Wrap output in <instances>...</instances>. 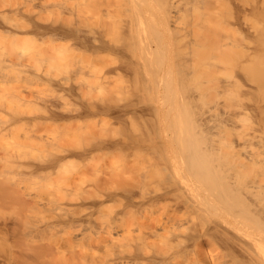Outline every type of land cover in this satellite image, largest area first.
<instances>
[{"label":"bare ground","instance_id":"bare-ground-1","mask_svg":"<svg viewBox=\"0 0 264 264\" xmlns=\"http://www.w3.org/2000/svg\"><path fill=\"white\" fill-rule=\"evenodd\" d=\"M14 1L15 0L13 1L12 0H0L2 7H4V9H0V24H2L1 32L3 34L4 39L6 38V40H9V42L11 41V43L12 41L16 40V42L19 43V41L21 40L11 39V38H13V36L18 34V31L22 32L21 29L23 28H25V30H28V33L31 32V34H33L34 36H42L47 33H52V35L55 38L61 39V42L62 40L67 41V42L70 41V43L67 45L66 48H63L61 46V54L68 52L71 55L73 50L74 51L77 50L78 52H76V54L77 53H79L80 55L88 54L89 57L93 58V61H95L94 59L97 58L96 61L98 62V65H100L99 63L103 64L102 62H104L103 61L104 59L105 61L106 59L107 61L110 60V62L106 61L107 63L105 62L106 64H104L99 70L101 73H103L102 76H104V78L100 77V83L102 82L101 86H103V88L105 87V85L103 84L104 82H106V78H108L111 75L113 76L115 74L120 75V77H122L121 75L134 74L133 76H135L136 78L134 80L137 81V77L139 78V76L141 75L136 76L135 74H138L140 71H142L141 69L143 70L147 69L146 62L148 64L154 63L153 58L157 55L158 51L156 50L153 51V49H151L152 42L150 38H146L145 34L142 35L144 38L141 37L140 35L141 31L145 33L144 17H143L144 8L142 7V3L140 2V0H78L76 4H72L74 0L72 1L71 4H69L70 2H68V0H67L68 3L65 0H61L60 5L63 10L68 9V11H70L72 14L73 13L75 14L78 11L80 12V11H87L88 9H92V11L90 12H91V15L94 16L93 18H95V15H94L95 10H93L94 9L93 6H95V9H96V7L98 6L100 7L101 5H104L103 8H106V12L103 13L105 10L102 7H100V9L101 8L103 9V10L101 9V11H103L102 12L103 14L101 13L102 15L100 17H102L105 14L107 18L105 21L102 20L104 21L103 22L104 24H102L101 22L100 23L103 25V27L105 24H109V25L106 28H103L101 26L103 29L101 27H99V29L95 27H86L83 24V23H86V21H84L86 18H87L86 20H89L91 16L90 12L88 13L89 17H88V14L87 16L85 15V17H83L80 14L81 16L79 15L80 16L79 18L76 17L78 18V20L76 21L71 20L70 22H67L68 20L66 19L67 16L66 18L65 17L63 18V19H66V21L65 20L63 21V19L61 18L62 19V22H60L61 27L54 26L53 24L50 25V23L49 25H46L47 24L46 22L43 23L42 19H40L39 17L37 18L33 14L32 10L38 4L36 0H31L28 3L25 2L26 4L24 5H26L25 6L26 9L24 12L21 10V8L23 7H21L20 2L15 5ZM44 1H45L44 5L47 4L45 6V9H46V7H49L48 6L49 2L47 0H44ZM190 1L191 0H187L186 2L184 1L185 3L183 4L184 5L183 7L184 8L189 7L190 4H192L190 3ZM43 2L40 1L41 6L43 5ZM204 2L202 3L204 4ZM168 3L169 5H173L172 0H164L165 6ZM216 3H217V0H216ZM179 5L181 9L182 7L181 3ZM90 6H92L93 8H91ZM113 6L114 8L117 9V12L113 9ZM5 8H7L8 10L6 11ZM73 10H77V11L73 12ZM171 10L172 9H169L168 7H166L165 17L167 16L170 17L169 13H171L170 12ZM68 11L66 12L68 13ZM27 12H29V14ZM112 12H115V15L116 13H119V12H120L119 15H123V14L129 15V19H122V20H120L121 18L113 19L111 18L114 16L113 15L114 13ZM82 14L84 15L85 13H82ZM149 17L150 16L148 15V18ZM108 18H111V19L107 20ZM79 19H83L84 22H82V20L80 21ZM174 19H176L177 21L176 17H174ZM93 20L92 21L89 20L88 23L90 22L92 24L94 22ZM151 20L149 21L151 22ZM197 20L199 21V18ZM198 21L196 23H198ZM200 21H201L200 22L201 24L206 23V21L204 22V20L203 21L200 20ZM5 22H7L9 25H7ZM95 23L93 24V26L96 25L97 27V23L96 24ZM152 23L153 22H151L150 25ZM208 24H209V21H208ZM209 25H207L206 27L208 29L210 28L209 31H211V29H213V31L214 29L216 30L214 32L211 31L213 32V34L216 35L217 33H221L220 32L221 27H219L220 25L218 26V29L215 28V26L211 28L209 27ZM167 26H169L168 21H167ZM203 26L204 25H202L201 27ZM210 26H212V24ZM111 27H113V29L114 28L119 29V32L116 33L118 34V37L116 38L113 37L114 34H111L112 32ZM169 28L171 27H168V29ZM118 29L116 30V32L118 31ZM174 29L181 31L182 27H181V30L180 28L177 29L176 26ZM199 30L201 31L202 29L200 28ZM171 31L172 30L170 29L169 32L171 33ZM196 31L197 30L195 28V34L197 33V36H198L199 33ZM181 32L179 33L182 35ZM109 33L111 36L109 35ZM205 33L200 35L202 37L201 38L199 37L200 39L196 41L195 45L192 42H190V44L191 43L193 44V46H191L192 48L191 53L194 54V52L197 50L195 53L196 54L198 53V55H200L198 56V58H200L201 60H203V58L205 57H209L211 53L208 51L212 50L211 48H209L207 49L208 50L207 51L206 48L202 47V45L206 44V43L203 44L204 39L205 40L208 38L210 39V37L212 36V34L210 36L208 33L206 34ZM222 33H223V29H222ZM185 34H187L186 31H185ZM160 35L161 33L159 34V36ZM205 35H208L210 37H207ZM215 35L213 36L214 38L219 36L217 34V36L215 37ZM185 36L187 37V35ZM219 37L215 39L216 41L214 40V38H212L214 40L213 42H215V45L217 46V48L216 49L214 48L212 52L215 54L216 53L215 50L216 51L219 50L217 51L218 55L215 54V56L216 55L218 56L217 57L218 59L213 58V60H215L217 64L214 65V63L211 62L213 64V66H211L209 65L210 64L209 61H208L209 64L208 63L204 64L205 71L209 69L206 73L208 75L210 74L208 73L210 72V68L213 67L214 71L216 69L215 72L211 69L213 71L212 75L216 74L214 75L216 77H217V74L220 72L219 70L223 69L222 67L224 66L223 61L221 60L225 59L226 57H229L227 55L226 57H222L221 59L220 56L224 55L221 53L223 52L225 53V47H224L225 43H223V39L221 40ZM160 38L162 37L160 36ZM31 39H37V38H31ZM31 39H28V40H31ZM172 39H170V41ZM38 43H41V42L39 41ZM64 43H61V45H63ZM207 43L209 44V47H210V42H207ZM166 44L168 43L166 42ZM190 44H188V46L186 45L185 46L190 48L189 46ZM158 45H160V43H158ZM15 47L17 46L15 45ZM31 47H32L31 49H33V46ZM200 47L206 50L205 53L203 52L204 54L203 57H201L202 56L201 54H202V51L204 50L201 48L202 49V51H200L201 54H199L200 52H198V50H201ZM17 48L22 52L27 50V48H23V47L22 49H20V46ZM141 48L142 49L144 48L147 52L146 51L145 53L143 52V54H146V55H143L145 57L142 56L143 60L138 59L137 60L138 62H137L134 59L135 57L134 53L136 51V58H137L138 57L137 53H141L140 51ZM1 50L3 51V49ZM47 50L50 51L51 53H48V52L46 53V50H45V53L50 54L51 56L53 54L52 50L50 49H47ZM177 50H180V49H177ZM185 50L186 48L183 49L182 47L181 49L182 53ZM20 51L18 52V55L15 57H18V56L22 57L24 54H26ZM206 52H208V54H206ZM37 53L38 51L36 52V54ZM160 53H164V51H160ZM189 53H190V50L186 51L185 53H183V55H181L184 58L183 59L180 58L181 60H185V58H187L186 61H184V64L186 65H188V62H190L188 60L190 58ZM32 54L33 53H31V55ZM205 54L208 56H206ZM40 55L38 56L39 58L42 57ZM139 55L141 56V54ZM45 56H48V55H45ZM75 57L76 55L74 56V58ZM84 57L86 56H83L82 58L87 60L88 57L87 58H84ZM219 57L221 60H219ZM43 58L44 57H42V59ZM55 58L58 61L57 56H55ZM28 59H29V56H28ZM42 59H39V60H42ZM49 59L51 58L49 57ZM193 59L195 60L196 56L193 57ZM205 59L204 61H201V62H205L206 61ZM209 60L213 61L212 59H209ZM216 60H218L219 65ZM192 63H193V60H192ZM192 63L191 65L193 66L196 63V61L195 63L193 64ZM162 64H157L158 71L160 68H162L163 66ZM182 64L183 62H181V65ZM220 64L222 65V67ZM65 66H66V63H65ZM65 66H64L65 70H68V68L70 69V67H68L70 65L67 66L68 67L67 69ZM176 66H179V65H175V67ZM77 67L78 66H76V68ZM98 67L96 68L95 66V69L97 70ZM182 67H184V65ZM206 67L208 69H206ZM92 68L94 67L92 66ZM92 68L90 69L94 72L95 69L93 70ZM79 69L80 68H77L75 70V72H77L78 75L84 71L83 68H81L80 71H78ZM204 69L203 71L202 70L200 71H202L203 75L205 76ZM188 71L190 72V70ZM83 73H85V71ZM187 73L185 71L186 75ZM222 77L223 76L219 78H222ZM231 77L227 76L228 79ZM85 78H86L85 76L82 77L83 80ZM101 78H103V80ZM125 78H127V76H125ZM189 78L187 79L191 81V79ZM196 78H198V76ZM227 78L226 80L220 79L218 80V82L216 80L212 81V84L211 83L210 84L213 87H211L210 84L208 86L206 81H205L206 83H203L204 85L206 84L207 87L204 86L205 89L204 90L202 89L203 91L201 90V93L203 92L202 93L203 95L205 96L207 95L206 100L210 102V104L212 103V101L214 103L213 105L209 104V106H200V107L196 106L197 109L201 110L199 112V116H196L199 119L195 117L196 119H198L199 123H196L197 120L196 122H193L195 123V125L197 124L196 126H194V124L191 123V120H190L189 122L190 124H192L190 125L191 126L190 127L187 122L188 120L187 117L184 118V119H187L186 120L187 123L185 124L186 125L185 129L188 130V127H190L189 128L190 131L188 130L187 132L185 130L186 131V133H184L185 137H182L183 136L182 130L184 129L183 127L184 125L181 123L182 126L177 124L179 127H181L179 128L180 130L178 129L177 131H179L182 134L178 133V137L177 136L175 137L172 135L171 137L169 136V138H163L159 140L158 139L154 140L151 137V135H148L149 133L147 132L150 130H146V129L148 128L152 129L150 126L152 127L156 126L155 125L156 122L153 123L154 125L152 123H149L150 126H148V121H147L148 118L145 119L147 121V122L145 121L147 123V125L145 126H148V128L144 129L147 132L142 131L143 133L147 134L146 137H144L145 135L143 133H140V135L143 134V137L135 136V134L132 135L133 132L132 133L130 132L131 135H128L125 137L123 136L122 138L120 137L115 138L116 136L113 137L114 135L109 137L111 134H109L108 136L107 132L110 129L107 130V128H104L106 124L104 127L99 128L98 130H96L97 128H95L94 131L91 130L93 129V127L90 128L88 125H87L88 127L86 126L87 128H84V124L82 123L84 120H88L87 123L89 122L88 123L89 125H90V122L93 123L92 121L95 120L94 124L96 123L95 125L99 126L101 125V123L98 124L97 119L99 118L103 119V117H109L111 119H114L113 122H115V124L116 123L126 124V122H129L128 120L131 114H134V113L138 114L140 112L141 114L143 113V116H146V114L151 115L150 110L152 108L150 109L148 107H145V104L148 101H146L144 104L143 102H141L142 103L141 105L140 104L137 105V103L141 101V99H138V98H142L144 97V95L143 96L138 95L136 97V100L138 99L137 100L138 102H134L133 100L131 102H134V103L127 102L128 104H124V105H121L117 101L118 99L113 100L114 98L112 97L107 98L109 97V95L107 94H106L107 97L101 101H97V98L93 99L90 96H89L90 98L89 97L86 98L85 92H84V95H85L84 97L81 96L82 92L81 94H79L78 91L82 89V84L81 83L76 84V81H75L76 78L75 79L72 78L75 81V82L73 81L74 83L71 81L70 77L62 78L61 87H63L64 90H67L69 92V95L71 96V98L75 100L76 107L70 104L72 100L69 103L72 106V107L70 106L72 109H70L69 107L67 108L68 105L66 104L67 105V106L65 105L66 109L65 108L62 109L61 112L57 111L58 109L56 110L55 107L48 108V105H46L45 106L46 111H44L45 113H47L46 119H49V120L78 119L80 123L76 124L77 127L76 126L73 127L74 125L73 126L71 125V127L68 124L65 125L70 128L66 129V130H69V132L67 131L68 132L67 136L65 137L64 135L63 138H61V141H60L61 147L57 148L58 150L57 152L54 151L56 153L53 156H51L52 158L50 160H48L49 159L48 158L46 159L48 161L43 162V163L40 162L39 164L35 165V171H40V170L42 171L46 168L58 167L59 164L61 163L60 164L61 165V208L57 210V207H54L56 209L54 208L53 209L56 210V212L54 215H52L53 217L51 216L52 213L51 214L49 213L50 216L54 219H50L49 217H48L49 219H46L47 216L45 217L43 214L41 215L40 212L45 210V208H48L49 206L42 202V199H41L42 196L37 194L36 196L31 197L33 198L32 200L28 201L26 199H28L29 197L23 198L24 191L23 192L21 191L22 189H20L19 187V185L21 184H19V182H18L19 184L18 185L16 182L13 183L12 180L9 178V181H11V184L9 185L10 182H8V185H5L3 184L5 182L2 183L3 180L0 179L1 183L5 185L3 186L2 184H0V202H1L0 205L2 203L6 204L7 202H10L9 204L10 206L16 202L17 203L19 202L20 205L18 204L16 205L17 208L19 209H15V210H20V208H21L20 212L23 210L22 216H21V213L19 214V212L17 211L19 214L17 216L19 217L13 216L14 218H12L11 220H7V218L6 220H4L5 218L0 219V220L3 219L0 222V264H264V106H223L222 104L223 100H221L222 97L226 98V100L229 101L228 100L229 98L230 99L239 98V95H242V92H244V89L242 88V86L238 84V81H237L238 79L235 80L236 78L234 77V79L232 78V79L227 80ZM111 79L114 80L115 78L113 79L111 77ZM145 79L143 78L144 81ZM89 81L90 80L88 79V82ZM145 82L144 84H146ZM155 82H157V79ZM185 82H187V80ZM107 83L109 82H106V84ZM141 83L139 84L140 86L144 85ZM150 83L149 85H147L149 90L151 91L155 90V87H156L155 84L150 85ZM160 83L161 82H159V84L157 83L158 85L157 84L156 85L159 86ZM174 83L175 82H173V84ZM111 84L109 85L107 84V85L111 86ZM173 84L171 85L172 87H174ZM168 85L170 86V84ZM87 86L88 85H86L83 88L84 89L86 88L85 90H87ZM200 86H201V83H200ZM103 88H102V91H100L101 90L100 88H98V90L93 89L94 91H96V93L93 91L92 93H95V94L94 95L92 94V96L98 95L100 92L103 93V90H104ZM196 88H193V89L196 91ZM174 89L175 88H173V90ZM185 89L187 88L184 87V90ZM173 90H171L172 93H173ZM135 91H138V90H135ZM126 92H123V93L125 94ZM155 92L156 91H154V93ZM190 93L192 92H189V94ZM65 94H67L66 91H65ZM185 94H188V90ZM210 94L212 98L209 96ZM87 95H88V91H87ZM111 95L114 96L115 94L114 95L110 94V96ZM180 95H179V98H180ZM198 95L200 96L199 93ZM198 95L196 94L195 98L193 95L192 97L193 99L189 103H187L188 101L185 100L187 97L186 98L184 97L185 99L183 98L184 100L181 101V102L184 101L183 102L184 105L180 102H177L178 100L176 101V99H175V103L174 102L173 103L175 105L176 103L178 104L180 103L181 106L183 105L186 108L185 103L186 104L191 103V106H192L194 101H196V98L198 97ZM155 96H152V97L156 99ZM205 96L204 97L202 96V98H205ZM232 96L235 98H233ZM125 97L126 96H124V100L126 99ZM171 97L173 96L171 95ZM182 97H183V94H182ZM117 98H119V96H117ZM155 99L154 101L156 100L159 101L158 99L156 100ZM173 99H170L171 102L174 101ZM211 99L212 101H209ZM121 100L123 99H120V102H122ZM167 100H164V101H167ZM115 101L117 102L115 103ZM172 105L173 104H171V106ZM131 106H141V107H135L131 109L130 108ZM188 106L189 105H187V108ZM63 107L64 106H62L61 108ZM154 109H155L154 111L156 112V108ZM149 111L150 113H148ZM163 111L164 110H162L161 112L163 113ZM169 112H171V110L168 111V113L166 114L169 115ZM163 114L162 116L166 118L165 114L164 115ZM194 115H197L196 112ZM136 116L138 117V115ZM156 116H155V119H156ZM133 118L134 117H132V119ZM149 118H150L149 122H151V117L149 116ZM170 119H172V116ZM176 119L177 118H175V120ZM89 120H92V121H89ZM74 121H72V123ZM134 121L136 122L135 119ZM178 122L180 123V120L177 121V123ZM140 123H142V121ZM111 125L109 126V128L110 127L112 128L113 125L112 126ZM135 125L133 126L135 127ZM165 125L166 124L164 123L163 126ZM131 126L132 125L130 124V127ZM141 126H144V125H141ZM178 126L175 125L172 127L178 128ZM195 127H196V130H195ZM170 128L171 127H169L168 129L167 127L169 131H170ZM177 128H175L174 130H176ZM70 129L72 130L70 131ZM85 129H89L90 136H88L87 134V132L89 131ZM136 129L137 128H135L134 130L137 131ZM153 129L154 131H157L158 128L155 127ZM192 129L194 130V132ZM163 130H164V127H163ZM139 131L141 130H138V132ZM177 131H175L176 132L175 135H177ZM151 132L153 133V131ZM151 132L150 134H152ZM189 132L193 133V134L191 133L192 136L190 135ZM113 133H115V131L112 132V134ZM187 133L188 135H190L187 138L189 137L190 138L184 141V138L186 139ZM136 134L139 135L138 133ZM164 134L166 133L164 132ZM155 135H158V131H157V134L155 132L154 136ZM180 135L183 141L179 139ZM148 136H150L149 139H148ZM28 138L29 137H27V139L25 138V140L27 141ZM4 139L12 140L11 138H8V137ZM4 139H3V143L1 142L2 139L0 141V143H2L0 144V160H4L6 164L14 165L15 161L19 157V154L22 152L21 150L22 148L20 149L21 150L20 153L18 152V149L17 150L15 149L19 154L16 153V151L14 153V149L13 147H11L12 144L7 145L8 143H4L5 142ZM51 150H52V146H51ZM156 150L157 151L159 150L160 152L154 153ZM24 153H25V150H24ZM116 157H120V160L119 158L116 159ZM35 161H36V158H35ZM0 166H1V163H0ZM17 167H19L18 164H17ZM71 168L72 170L75 169V172L67 173L68 170ZM104 168H107L111 175L105 178H102V177L97 178L95 174H98V175L102 174ZM132 168L134 169L136 168V171L134 172L133 171L134 169L132 170ZM127 169H131L130 171L134 173H131L132 174L131 175L130 172L126 171ZM87 171L95 172L94 176L96 177L95 179L93 177L94 181L89 186L86 184L83 185L84 182L82 181L83 175ZM62 173H64V175H62ZM123 173L125 175L126 174H130V175L125 176ZM122 175H124L127 178L126 181H122L119 179ZM3 176H6V175H3ZM78 178L81 181H79ZM6 184H7V180H6ZM48 192L49 191L47 192L45 191V194ZM48 194L51 195V192H49ZM43 197L45 199V196ZM112 201L114 202L119 201L118 209L116 210L112 209L113 211L110 210V214H108V217H104V219L105 218H108V219H105L107 222L103 226V230L97 231L99 234L97 233L98 235L96 234L93 237L94 238L93 242L95 243L97 241L96 245L97 243L99 244L97 245V248L104 247L107 251H109L111 256L109 258L101 257V259H99V257L97 256L98 259L96 260L94 259L93 261H91L87 257V253L84 248L85 242L88 241L86 240L88 235L86 233H82V230L86 222L89 220L90 213H91L88 210V208H91L92 213L93 212L95 213L96 211L99 212L102 209V206H104V204H106V206L108 207L107 204L109 202L111 203ZM114 204H112V206ZM106 206L105 208L107 209ZM12 207L13 206H10V210ZM52 207H49L48 209L51 211L53 210L51 209ZM17 212H15V214ZM42 216H44L45 219H42ZM60 222H61V227L63 228V230H65L62 236L56 235V232H52V228L56 227L54 225ZM13 223H15L14 227L12 225ZM100 228L101 227H99V229ZM119 229L120 231L122 229L123 230L122 233L124 232L125 234L117 233ZM114 230L116 231L118 230V231L114 232ZM78 232L81 234V236L80 234H78ZM16 237H19L23 241V242L16 244V245L23 247L24 249V255L21 258L19 257L20 255L18 256L16 254L15 248H13V245H12L13 243L12 244L10 243V241L15 240ZM91 237L89 238L92 239ZM94 243H92V246H95ZM24 244L26 247H24ZM106 255L108 256V252ZM17 259L20 261L18 262Z\"/></svg>","mask_w":264,"mask_h":264},{"label":"rangeland","instance_id":"rangeland-1","mask_svg":"<svg viewBox=\"0 0 264 264\" xmlns=\"http://www.w3.org/2000/svg\"><path fill=\"white\" fill-rule=\"evenodd\" d=\"M15 1H16V3H15ZM15 1H14V4L15 5L20 2L21 7L24 8L26 6V5H24V4H26L25 2L28 3L31 0H15ZM40 1L43 2L44 0H38V1L36 0V2L38 4H37L36 7L33 8L32 11H33V14L37 18L39 17L40 19H42L43 23L46 22L47 23L46 25H49V23H50V25L53 24L54 26L61 27L60 26L61 25L60 22H62V19L64 17L66 18V16H67L66 19L69 20V21L67 20V22H70L71 20L72 21H76V20H78V18L81 15L83 17H85V15L87 16V14L90 11H92V9H88L87 11H80V12L78 11L77 13H75L76 14V16H75V14L74 13L72 14L70 11H68V9H64L63 10L61 8V5H60L61 4V0H47L49 2V5H48L49 7H46V9H45V6L47 4L44 5L45 1L43 2L44 7H43V5L42 6L40 5ZM65 1L67 2V0H65ZM72 1L73 0H68V2H70L69 4H71ZM184 1L186 2L187 0H184ZM184 1L182 0V2H181V0L180 1L179 0H174V1L172 0L173 5H169V3H168L165 6L164 0H156V2H155V0H142V1L140 0V2L142 3V7L144 8L143 17H144V27H145V33H143L141 31L140 35H141V37H143L142 35L145 34L146 38H150L151 39V42H152L151 43V49H153V51L154 50L158 51V53L156 52L157 55L155 54L156 56L153 58L155 60V61L153 60L154 63L148 64L146 62L147 69H144V70L141 69L142 71L139 72L140 74L139 73L138 74H135L136 76L141 75V76H139V78L137 77V81L134 80V79H136L135 76H133L134 74H131V75L130 74L129 75H121L122 77H120V75H116L115 74L113 76L112 75L109 76L110 78L109 77L106 78V82H109L107 84L109 85V84L112 83L113 84V85L111 84L112 87L111 86H108L106 84V82H104V84H103V85H105L104 88H103V86H101L102 85L101 84L102 82L100 83V77H103L104 78V76H102L103 73H101L99 71L100 68L104 64H106L107 62H110V60L107 61V59H106V61H107L106 62L105 59H104L103 60L104 62H102L103 64L99 63L100 65H98V62L96 61L97 58L94 59L95 61H93V58L89 57L88 54H84V55L83 54L80 55L79 53L76 54V52H78L77 50H75V51L73 50L72 53H71V55L68 52H66L64 54H61V46L63 48H66L67 45L70 43V41L67 42V41L62 40V42H61V39L55 38L52 35V33H47V34L42 35V36H34L33 34H31V32L28 33V30H25V28L21 29L22 32L21 31H18V34H16L15 36H13V38H11V39H19L21 41H19V43H18L15 40V41H12V43H11V41L9 42V40H6V38L5 39L3 38V34L1 32L2 31V27H1L2 24H0V29H1L0 30V33H1L0 34V46H1V48H0V141L2 139L1 142L3 143V139L4 138H6V137L11 138L12 140H10V139H4V141H5L4 143H8L7 145H9V144L11 145L12 144L11 147H13L14 153H15V151L17 149H18V152L19 153L22 150V152L20 154L16 151V153L19 154V157L15 161L14 165L13 164H6V162L4 160H0V163H1V166H2V167L0 166V176H1L0 179L3 180L2 183L5 182L3 184L8 185V182H10L9 183V185H10L11 184V181H9V178H10L13 183L16 182L18 184V182H19V184H21V185H19V184L18 185H19L20 189H22L21 191L22 192L24 191V193H23L24 197L23 198H25V197L28 198L29 197L26 200L30 201V200L33 199L31 197L36 196L38 194V195L42 196V198L41 197L40 198L42 199V202L43 203L47 204L49 207H52L53 206L51 209H53L54 207H57V210L59 208H61V165H60L61 163L59 164L58 167L46 168V169H44L42 171L41 170L40 171H35V165L36 164H39L40 162L43 163V162H46V161L50 160L52 158L51 156H53L58 151L57 148H60L61 147V142H60L61 141V138H63L64 135H65V137L67 136L69 130H66V129L67 128H70L71 125L72 126L74 125L73 127H75L77 123L78 124L80 123L78 121V119H72V120H49V119H46V114L47 113L44 112V111H46L45 110V108H46L45 106L46 105H48V108H50V107H53L54 108L55 107V109L56 110L58 109L57 111H59V112H61V110L64 109V108L66 109V107H65L66 104L68 105V106L66 105L67 108L69 107L70 109H72L71 108L72 106L76 107L75 100L73 98H71V96L69 95V92L67 90H64V88L61 87V79L64 78V77H70L72 82L74 81L73 79L76 78L77 79V80L75 79L76 84H80V83L82 84V89L79 90L78 92H79V94H81V92H82L83 95L81 94V96H83V97L85 96L84 95V92H85V94H86L85 97L86 98H88L90 96L93 99H96L97 98V101H101V100H103L104 98L107 97L106 96V94H107V95H109V97H107V98L112 97V98H114L113 100H117L118 99L117 101L121 105L128 104V103L138 102L137 100L138 99H141V101H139L137 103V105H139V104L141 105L142 104L141 102H143V104H144L146 101H148L149 103L146 102V104L147 103L148 104L147 105L145 104V107H148L150 109L152 108L153 111L155 110L154 108H156V112L157 113L155 111L154 112H155V114L157 116L154 114V112L152 111V109L150 110L151 111V115L150 114H146L147 117L146 116H143V113L141 114L140 112L138 114L134 113L135 116H134V114H131L129 116L130 117L129 120H128L129 122H126V124H122L121 123L123 126L121 124H119V123H116L115 124V122H113L114 119H111L109 117H103V119L102 118L97 119L98 124L101 123V125H99L101 127H99L98 125L96 126L95 125L96 123L94 124V121L95 120H93V121L92 120H89V121H92L93 122V123L90 122V125L88 124L89 122L87 123L88 120H84L82 122L84 124V128H87L88 126L90 128L93 127V129H91L92 131H94L95 128H97L96 130H98L99 128L104 127L105 124H106V126L104 128H107V130L110 129V130H108V132H107L108 134L107 135L109 136V134H111L109 137H111V136L114 135L113 137L116 136L115 138H118V137L122 138L123 136L125 137V136H128V135H131L132 132H133L132 135L135 134V136L143 137V134H144L145 135L144 137H146L147 134L146 133H143L145 131L144 129L145 128H148V126H150L149 123H152L153 124L155 122L157 123V124L155 123V125H156L155 127L158 128L157 129L158 135H155L154 136L155 132L157 134V131H154L153 128H155V127H152V126H150V127L153 130L150 129V128H148L146 130H150V131H148V132L145 131V132L149 133L148 135H151V137L154 140H157V139L159 140V139H163V138H169V136L171 137L172 135L175 136V137L176 136L178 137V133L179 134H182L179 131H177L179 128H181L178 125L182 126V124L184 125L183 126L184 129L182 130L183 131V136L182 137H185L184 136V133H186V131L188 132L189 128L191 127L190 125H192V124H190L189 121L191 120V123H193V122H196V120H197L196 123H199L198 122V119L199 118L196 117V116H199V112L201 110L197 109V107L198 106L199 107L200 106H209V104H210V102H208L206 100L207 99V95L205 96V95L202 94L203 92L201 93V90L202 89L204 90L205 87H207L206 84L204 85L203 83H206L207 82V84L209 86L210 83L212 84V81H215L216 80L218 82V80H220V79L221 80H223V79L226 80L227 76L228 77H231L232 76L229 79H232V78L234 79V77L236 78L235 80L238 79L237 80L238 81V84H240L242 86V88L244 89V92H242V95H239V98H236V99H230L229 98L228 99L229 101H227L226 98L222 97L221 100H223V102H222L223 106H264V0H217V3H219V4L216 3V0H207V1L206 0H202V1L201 0L200 1H198V0H191L190 3H192V4H190L189 7H186L185 6L186 8L183 7L184 6L183 4L185 3ZM204 1L206 2V4H205ZM77 2H78V0H74L72 4H76ZM176 2L177 3H179V2L181 3V6H182L181 9L179 7L180 6L179 5L180 3L177 4ZM202 2H204L205 5ZM174 3H176V4H174ZM0 5H1V3H0ZM158 5H159V7H158ZM218 5H220V6H218ZM103 6L104 5H101L100 7L103 8ZM163 6H164V8H163ZM0 7H2V5ZM6 7H8V6H6ZM90 7L91 8L94 7L93 10H95V13H94L95 18H93L94 16H92L91 15V12H90V15L92 16V18L90 16L91 19L89 18V20H91V21L93 19H95V20H93L94 22L92 24L90 22H89L90 23L89 24L88 23L89 20H86L87 18L86 19L84 18L85 19L84 21H86V23H83V24L86 27H95V28H98V29L101 26L103 27L102 24H104L103 22L106 20L107 17H106L105 14L103 15L105 19L103 18V16L102 17H100V16L103 13L106 12V8H103L105 10L103 12V11H101L102 8L100 9L99 6H98L99 8L96 7V9H95V6H93V7L90 6ZM166 7H168L169 9H172L170 11L171 13H169L170 17L169 16L165 17V12H166L165 9H166ZM23 8H21V10L24 12L25 9H26V7L24 9ZM0 9H4V7L0 8ZM113 9L117 12V9L114 8V6H113ZM5 10L7 11L8 9L5 8ZM32 11H31V13H32ZM66 11H68V13ZM75 11H77V10H73V12H75ZM163 12H164V14H163ZM27 13L29 14V12H27ZM82 13H85V14L83 15ZM112 13H114L113 14L114 16L111 17L113 19H120V18H121L120 20H122V19H129V15H124L123 13H121L123 15H119L120 12L119 13H116V15H115V12H112ZM148 15L150 16L149 18H148ZM174 15H176V16H174ZM76 17H78V18H76ZM88 17H89V14H88ZM174 17L177 18V21H176V19H174ZM111 18H108L107 20H109ZM151 18L155 22L152 21ZM164 18L166 19V21H165ZM181 18L184 19V20H182ZM198 18H199V21L197 20ZM66 19H63V21L64 20L66 21ZM148 19L151 20V22H153L151 25H150L151 22ZM57 20H58V22H57ZM79 20L80 21L82 20V22H84L83 19H79ZM102 20H104V21H102ZM200 20H202V21L204 20V22L206 21L207 24L206 23L205 24H201L200 23L201 22ZM167 21H168V25L169 26H167ZM186 21H187V23H186ZM197 21H198V23H196ZM208 21H209V24L210 25L212 24V26H210L208 24ZM55 22H56V24H55ZM95 22L97 23V27H96V25L93 26V24ZM5 23L7 25H9L7 22H5ZM155 23H157V24H155ZM88 24H89V26H88ZM108 25L109 24H105L103 28L108 27ZM153 25H155V26H153ZM202 25H204V26L201 27ZM207 25H209V27H211V28H213L215 26V28H217V29H218V26L220 25L219 27H221L220 28L221 30L220 29L219 30H220L221 33H217V34L220 36V37L219 36L218 37L221 40L223 39V43H225V45H224V47H225V53L222 51L223 53H221V54H224V55L226 54L225 56L223 55V56H220V57L222 59V57H226L227 55L229 56V57H226L223 60H221L220 57H219V60L223 61V65L224 66L222 67V65L220 64L223 69L219 70L220 72L217 71V72H219L217 74V77L214 76L216 74L212 75L213 74V71H214L213 70V67L210 68V72H208V73H210L209 75L206 74L209 69L207 67H206V69H208V70L205 71V69H204V64L205 63L207 64L208 61L210 63V64L209 63L208 64L211 65V66H213L212 63H214V65L217 64L215 62V60H213V58L218 59L217 58L218 57L217 56L218 55V52L217 51H219V50H217V51L215 50V52H216L215 54H217L216 56L212 52V50L214 48L215 49L217 48V46L215 45V42H213V41L215 39H217L218 37H216L217 34L216 35L213 34V32L216 31V30L214 29V31H213V29H211V31H213V32L209 31L210 28L209 29L206 28ZM112 26H113V24H112ZM114 26H115V24H114ZM162 26H163V28H162ZM175 26L177 27V29L180 28V30H181V27H182V30L183 31L181 30L182 31L181 32L179 30L174 29ZM168 27H171V28L168 29ZM194 27L197 30L196 32L199 33L198 36H197V33L195 34V28ZM198 27H200L202 30L200 31L199 30L200 28H198ZM111 28H112V32H113V33L111 32V34H114L113 37H115V38L118 37V34H116V33L119 32V29L118 28H116V29L114 28L113 29V27H111ZM152 28H154V29H152ZM117 29H118V31L116 32ZM170 29L172 30L171 33L169 32ZM222 29H223V33H222ZM185 31L187 32V34H185ZM192 31H194V32H192ZM179 32H181L182 35ZM205 32L208 33L210 36L212 34V36L210 37L208 35H205L207 37H210V39L209 38L206 39V40L204 39L203 44H205V43L206 44L205 45H202V47L206 48V50L209 49V48H211L212 50H209V51L207 50L208 52L211 53V55L209 57H205L206 59L203 58V60H201L200 58H198V56H200V55H198V53L197 54L195 53L197 50L195 52L192 51V52H194V54L191 53V49H192L191 46H193V44L195 45L196 41L199 40L202 37L200 35L201 34H204ZM156 33H158V34H156ZM160 33H161L160 36L162 38H160V36H159ZM109 35H110V33H109ZM185 35H187V37ZM188 35L191 36V37H189ZM214 35H215L216 38L213 37ZM182 37L183 38L185 37L184 40H183ZM31 38H37V39H31ZM152 38H153V40H152ZM178 38H179V40H178ZM212 38H214V40ZM28 39H31V40H28ZM170 39H172V40L170 41ZM154 40H155V42H154ZM39 41L41 43H38ZM178 41L179 42L181 41V42L179 43ZM64 42L65 43L67 42V43L65 44ZM166 42L168 44H166ZM190 42H192L193 44L192 43L190 44ZM207 42H210V47H209V44ZM61 43H64V44L61 45ZM158 43H160V45H158ZM187 43L190 44L189 45L190 48L189 47H186V46H188ZM155 44H157V45H155ZM15 45L17 47L20 46V49H22V47L23 48H27V50L24 49L26 52L23 51L26 54H24L22 57L21 56L15 57V56L18 55V52L20 51L17 47H15ZM31 46H33V49H31L32 48ZM182 47H183V49L186 48V50L183 53H185L186 51H189L190 50V53H189V57L190 58L192 56L193 57L196 56V59L195 60L193 59V57L191 58V60H190V58L188 59L190 61V62H188V65L184 64V61H186L187 58H185V60H181L180 59V58H182V59L184 58L183 56H181V55H183V53L181 51ZM202 47H200V49ZM46 48L52 50V53L54 55L52 54L50 56V54H46L47 52L48 53H51ZM158 48H159V50H158ZM164 48L167 49V50H165ZM1 49H3V51ZM177 49H180V50H177ZM197 49H199V48H197ZM202 49L201 50H198V52L202 51ZM45 50H46V53H45ZM142 50H144V51H142ZM203 50L204 51H202V54H201V52L199 53V54L202 55L201 57H203V55H204L203 52L205 53V51H206L205 49H203ZM220 50H222V49H220ZM37 51H38V53L36 54ZM43 51H44L45 54L43 53ZM140 51H141V53H137V55H138L139 58L138 57L136 58V51L134 53V55H135L134 59L136 61L138 59L139 60H141V59L143 60V57H145L143 55H146V54H143V52L145 53V51H146L144 48L143 49L141 48ZM160 51H164V53H160ZM20 52H22V51H20ZM69 52H71V51H69ZM137 52H139V51H137ZM168 52H169V54H168ZM208 52H206V54H208ZM220 52H219V54H220ZM15 53H17V54H15ZM31 53H33V54L31 55ZM166 53L168 54V56H167ZM170 53H172V54H170ZM231 53H232V55H231ZM139 54H141V56ZM26 55H27V57H26ZM39 55L42 56V57H44V58L43 59H42V57L39 58L38 57ZM45 55H48V56H45ZM75 55H76V57L74 58ZM82 55L83 56H86L84 58H87L88 57L87 60L86 59H83L82 58L83 57ZM28 56H29V59H28ZM55 56H57V59H58L59 62L56 60ZM206 56H208V55H206ZM49 57L51 59H49ZM79 57H80V59H79ZM17 58H19V59H17ZM173 58H174V60H173ZM39 59H42V60H39ZM204 59L206 61L205 62H201V61H204ZM209 59H212L214 62L213 61H210ZM11 60H13V61H11ZM192 60H193V63H195V61H196V63L193 66L191 65ZM198 61H200L201 63L198 62ZM216 61L218 62V60H216ZM79 62L82 65H84V66H82ZM161 62L164 63V64H162ZM181 62H183L182 65H181ZM65 63H66V66H65ZM92 63L93 64L96 63L97 65L96 64L93 65ZM77 64H79V65H77ZM157 64H162L163 65L162 68L159 69V71L157 69ZM68 65H70V66H68ZM175 65H179V66H176L175 67ZM183 65H184V67H182ZM218 65H219V62H218ZM3 66H5V67H3ZM64 66L66 67V69L68 67H70V69L68 68V70H65ZM76 66H78L77 68H80V69L83 68L84 71H85V73H83L84 72L83 71L82 73L79 74L80 75L79 76L78 73L75 72V70L77 69ZM80 66H82V67H80ZM92 66L94 68H92ZM95 66H96V68L99 66L98 69H97L98 71L95 69ZM180 67H182L183 69L180 68ZM185 67H186V69H185ZM201 67H202V69H201ZM90 68H92L93 70L95 69L96 71L94 70V72H93ZM80 69L78 71H80ZM203 69H204V72H205V76H207L209 78H207V77H205L203 75V72H202ZM188 70H190V72ZM200 70H202V71H200ZM143 71L146 72V73H144ZM185 71H186V73L188 71L187 75L185 74ZM211 71H212V73H211ZM215 71H216V69H215ZM64 72H65V74H64ZM200 72H202V73H200ZM220 73H222V74H220ZM75 74H77V75H75ZM81 75H82V77L85 76L87 78V79L85 78L87 80V82H86L85 79L84 80L82 79ZM219 75H221L223 77L222 78H219V77H221ZM116 76H117L118 79L116 78ZM125 76H127V78H125ZM197 76H198V78H196ZM111 77L113 79L114 78L115 79L112 80ZM140 77H141V79H140ZM186 77L187 78L190 77L189 79H191V81H189ZM194 77H195L196 80L194 79ZM103 78H101V79L103 80ZM124 78H125V80H124ZM143 78L144 79L146 78L145 79L146 82L143 80ZM154 78L157 79V82H155L156 79H154ZM205 78H207V79H205ZM88 79L90 80L89 82H88ZM147 79H148V81H147ZM229 79L227 78V80H229ZM109 80L111 81V83H110ZM172 80H173V82H175L174 84H173ZM184 80L185 81L187 80V82H185ZM170 81H171V83H170ZM200 81H202V82H200ZM144 82L146 84H144ZM159 82H161V83H160L159 86H157L159 84ZM199 82L201 83V86H200V83ZM98 83H100V84H98ZM120 83H121V85H120ZM140 83L141 84H144V85H141L140 86L139 85ZM149 83H150V85H154L155 84V86H156L155 87V90H152V91L149 90V88L147 87V85H149ZM127 84H128V86H127ZM168 84H170V86L173 84L174 87H172V86L170 87ZM86 85L89 86V87L87 86V90H85L86 88L85 89L83 88ZM118 86L119 87L121 86V87L119 88ZM136 86H137V88H136ZM166 86H168V87H166ZM101 87L104 90L106 88L105 91L103 90V93L104 94L102 92L99 93V91H98V93H99V94L97 93L98 95L92 96V94L94 95L96 93V91H94V90H98V88H100L101 90L100 89L99 90L102 91V88ZM125 87H127V88H125ZM184 87L187 88V89L184 90ZM188 87H189V89H188ZM192 87L193 88L198 87V88H196V91H195ZM211 87H213V86L211 85ZM140 88H142L143 90L140 89ZM173 88H175L174 89L175 92H174ZM134 89L135 90H138V91H135ZM170 89L173 90V93H172V91ZM108 90H110V91H108ZM118 90H119V92H118ZM121 90L123 92H126V91L127 92L124 94ZM140 90L143 91V92H141ZM187 90H188V94H185L187 92ZM65 91H66L67 94H65ZM87 91H88V95H87ZM93 91L95 93H92ZM147 91H148L149 94L147 93ZM154 91H156V92L154 93ZM189 92H192V93L189 94ZM135 93L136 94L138 93V94L136 95ZM198 93L200 94V96L201 95L203 97L205 96V98H202V96L200 97L198 95ZM110 94H113V95L115 94L116 96L115 95H114L115 97L112 96V95L110 96ZM182 94H183V97H182ZM196 94L198 95V97L196 98V101H194L195 99L193 100L194 103L192 102L193 103L192 106H191V103L190 104H186L185 103V105H186V108H185V106H183L184 105L183 104L184 101L183 102H181V101L184 100L187 97L185 100L188 101L187 103H189L193 99L192 98L193 95H194V98H195V95ZM122 95H123V97H122ZM131 95H132V97H131ZM138 95L139 96L140 95H142V96L144 95V97L145 96H147V97L144 98V97L141 96L142 98H138L136 100V97ZM171 95L173 97H171ZM179 95H180V98H179ZM117 96H119V98H117ZM124 96H126L125 97L126 98L125 100H124ZM152 96H155L156 99H158L159 101H157ZM209 96L212 98L211 94ZM67 97L68 98L70 97V98L68 99ZM188 98H189V100H188ZM233 98H235V97H233ZM120 99H123V100H121L122 102H120ZM154 99L156 101H154ZM170 99H173L174 101L171 102ZM175 99H176V101L178 100L177 102H180L183 105L181 106L180 103L179 104L176 103V105H175L174 104L175 103ZM133 100H134V102H131ZM164 100H167V101H164ZM225 100H226L227 103L225 102ZM70 101H71V103H70ZM117 101H115V103ZM209 101H212V99L209 100ZM155 102H157V103H155ZM168 102H169V104H168ZM170 102H171V104H173L172 106H171ZM213 103L214 102L212 101L211 104L213 105ZM51 105H53V106H51ZM187 105H189L188 108H187ZM193 105H195V106H193ZM62 106H64V107L61 108ZM135 107H141V106H131L130 108L133 109ZM159 109H160V111H159ZM194 109H196V110H194ZM162 110H164L163 113L165 114L166 118L162 116V114H163L161 112ZM167 110L168 111L171 110V112H169V115L166 114V113H168ZM150 111L148 113H150ZM195 112H196L197 115H194ZM136 115H138V117ZM152 115H154V116H152ZM149 116L151 117V122H149L150 121ZM155 116H156V119H155ZM167 116H169V117H167ZM171 116H172V119H170ZM188 116H189V118H188ZM132 117H134V118L132 119ZM152 117H154V118H152ZM186 117H187L188 120L187 119H184ZM195 117L198 118V119H196ZM146 118H148L147 119L148 126H145V125H147V123H146L147 121L145 120ZM175 118H177V119L175 120ZM105 119H106V121H105ZM107 119H108V121H107ZM134 119L136 120V122L134 121ZM179 120H180V123L179 122L177 123V121H179ZM186 120H187V122H188V124L190 126V127H188V130L185 129V127H186L185 124L187 123ZM72 121H74V122L72 123ZM141 121H142V123H140ZM68 122H70V123H68ZM163 122L166 124L165 126H163L164 125ZM111 123H112L113 126L111 125ZM129 123L132 125L131 126L132 128L130 127V124ZM67 124L70 127L65 126ZM128 124H129V126H128ZM193 124H194V126L197 125V124L195 125V123H193ZM110 125L112 126V128L111 127L109 128ZM133 125H135V127ZM141 125H144V126H141ZM175 125L178 126V128L177 127H172V126H175ZM122 127H124L125 129L122 128ZM140 127H141V129H140ZM163 127H164V130H163ZM167 127H168V129H169V127H171L170 128V131L167 129ZM135 128H137L136 129L137 131L134 130ZM175 128H177V129L174 130ZM123 129L125 130L126 133L124 132ZM71 130L72 129H70V131ZM85 130H88L89 131V129H85ZM138 130H141V131L138 132ZM195 130H196V127H195ZM114 131H115V133L112 134V132H114ZM151 131H153V133ZM175 131H177V135H175V133H176ZM150 132L152 134H150ZM164 132L167 135L164 134ZM193 132H194V130H193ZM136 133H138L139 135H137ZM140 133H143V134L140 135ZM172 133H174V134H172ZM191 133H190V135H191ZM87 134H88V136H90L89 135L90 134V131L87 132ZM117 134H119V135H117ZM190 135H188V133H187L186 139L184 138V141L187 140V139H189L190 137L189 138H187V137L190 136ZM25 136L29 137L27 141L25 140V138L27 139V137H25ZM158 136H160V137H158ZM182 137L180 135V138L179 139H181ZM149 138H150V136H148V139ZM179 139H177V140H179ZM150 140H152V139H150ZM181 140H180V142H181ZM2 143H0V144H2ZM50 145L52 146V150H51V146ZM49 148H50V150H49ZM53 148H55V149H53ZM24 150H25V153H24ZM54 151H56V152H54ZM158 152H160V151L159 150L158 151L156 150L154 153H158ZM20 155H22V156H20ZM23 157L24 158L26 157L25 158L26 160ZM34 157L36 158V161H35V158ZM118 158L120 160V157H116V159H118ZM39 159L42 160V161H40ZM46 159H48V160H46ZM116 159H114V160H116ZM3 163H4V165H3ZM17 164H18L19 167H17ZM131 164H132V162H131ZM9 165H11V166H9ZM20 165H21V167H20ZM12 166L13 167L16 166V167L13 168ZM31 167H33V168H31ZM106 169L107 168H104L103 173L100 174V175L95 174V172H93V171H87L83 175V179H82V181L84 182L83 185L86 184V185L89 186L90 184L93 183V181H94V179L96 177L97 178H101V177L102 178H105V177L110 176L111 175L110 172L108 171V169H107V171H108L107 172ZM133 169L134 168H132V170ZM130 170L131 169H127L126 171L130 172V174H131V173H134L136 171V168L133 170L134 172H132ZM69 172H73L74 173L75 172V169L72 170V168H71V169L68 170L67 173H69ZM94 174H95L96 177L94 176ZM130 174H126V175H130ZM3 175H6V176H3ZM14 175H15L16 178L14 177ZM62 175H64V173H62ZM124 175H122L119 179L122 180V181H126L127 178L125 177L126 175L125 176ZM93 177H94V179H93ZM6 180H7V184H6ZM17 180H19V181H17ZM78 180H79V178H78ZM79 181H81V180H79ZM2 183L0 181V184H2ZM5 185H3V186H5ZM48 186H49V188H48ZM45 191L46 192L47 191L51 192V195L48 194L49 192L46 193V194H48V195H46L45 194ZM43 196H45V199H44ZM47 197H49V198H47ZM17 201H19V200H17ZM14 202H16V201H14ZM7 203L6 204L8 206L6 204H4V203H2L0 205V219L1 218H5L4 220H6V218H7V220H11L15 216L16 217H19L17 215H19L20 213H21V216H22L23 210L20 212L21 208H20V210H15V209H19L16 206L17 204L20 205L19 202L18 203L16 202V203L10 205V206H13L11 208V210H10V206H9L10 202H7ZM109 203L107 204L108 207L106 206V204H104V206H102V209H101L102 211L101 210L99 212L96 211L95 213L94 212L92 213L91 208H88V210L91 213H90L89 220L86 222V224H85V226H84V228L82 230V233H86L88 235V237L86 238V240H88V241L85 242L84 248L86 250L87 257L91 261H93L94 259L95 260L98 259V257H99V259H101V257L102 258H109L111 256L110 253H109V251H107L104 247H102V248L98 247L97 248V245H99V244L97 243V245H96V242H97L96 240H95L96 241L95 243L93 242L94 241V238H93L94 235H96L98 233L97 231L103 230V226L107 222L105 219H108V218H105L104 219V217H108V214H110V210H112V209L113 210L118 209V203H119V201H117V202L116 201L115 202L112 201L110 204ZM52 204H54V205H52ZM112 204H114V205L112 206ZM105 206L107 207V209L105 208ZM48 208H45V210L41 211L40 214L41 215L43 214L45 217L47 216L46 219H49V218L50 219H54V218H52L53 217L52 215L55 214L56 210H54V209H56V208H54L51 211ZM103 209H104V211H103ZM14 211L15 212L18 211L19 214H18V212L15 214ZM49 213L50 214L52 213L51 214L52 217L50 216ZM44 216H42V219H45ZM2 220H0V222ZM12 225L14 227L15 226V223H13ZM54 226H56V227L52 228V232H56V235L62 236L65 230H63V228L61 227V222L58 223V224H56V225H54ZM99 227H101V228L99 229ZM58 228L59 229L61 228V229L59 230ZM57 229H58V231H57ZM117 231L114 230V232H117ZM119 231H120V229H119ZM119 231L117 233H121V234L124 233V232L122 233V231H123L122 229H121L120 232ZM117 233H115V234H117ZM78 234H80V233L78 232ZM80 236H81V234H80ZM89 237H91L92 239H90ZM91 240H92V242H91ZM20 242H23V241L19 237H16L15 240H11L10 241L11 244L13 243L12 245H13V248H15L16 254L18 256L20 255L19 257L21 258L24 255V249H23V247H21L19 245H16V244H18ZM92 243H94L95 246H92ZM24 247H26L25 244H24ZM97 250H99V251H97ZM100 250H101V252H100ZM103 252L105 253V255H104ZM107 252H108V256L106 255ZM19 261L20 260H18V262Z\"/></svg>","mask_w":264,"mask_h":264}]
</instances>
